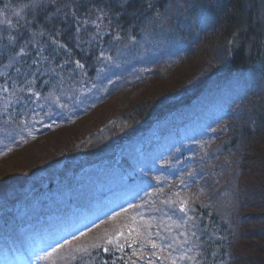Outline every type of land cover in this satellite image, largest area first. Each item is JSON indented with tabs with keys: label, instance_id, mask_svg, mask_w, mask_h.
I'll list each match as a JSON object with an SVG mask.
<instances>
[{
	"label": "rangeland",
	"instance_id": "obj_1",
	"mask_svg": "<svg viewBox=\"0 0 264 264\" xmlns=\"http://www.w3.org/2000/svg\"><path fill=\"white\" fill-rule=\"evenodd\" d=\"M252 1L244 2V5L249 7L248 11H246L247 7L245 8V16L249 21L258 20L257 16H253L256 18L252 17ZM206 2V0H173L168 7L163 6L167 7L163 18L156 19L153 24L149 21L146 25L138 27L133 33L127 31V39L124 43L114 39L112 42L101 40L94 47V54H97L95 60L88 65L84 63L85 68L89 71L88 77L83 73V70L76 68V63H69L71 54L66 47L60 48L59 45L51 47L53 56L60 55L62 57L59 58V62L63 71L58 66L50 65L52 62L45 55L47 48L38 51L39 55L37 53L33 56L31 63L35 67L34 70L30 69L29 71L36 75L25 77L26 72L23 71L21 77L26 90L29 85L24 82L25 79L35 83L42 77L48 76L47 78H55L60 83L55 84V87L42 90L45 85L42 86L41 82L40 87L37 86L32 90L39 96H35L31 103L28 101L25 103L29 107L27 109H21L18 103L15 104L13 113L17 123H23L27 130H33L42 123L53 122L57 113L48 106V103H50L49 97L54 94L56 97L53 101L60 106L63 113L67 109L61 107L62 101L59 97L69 99L73 104L74 112L80 106H87L88 115L81 116L79 121L82 124L78 123L71 128L60 129L37 143L28 145L26 142L20 141L15 145L12 140L13 152L16 151L13 155H9L11 153L4 150L5 147L0 143V183L4 184L6 188L12 182L8 179L13 175H19L22 172L26 174L27 171L34 172L33 168L38 170L45 168L46 164L59 163L58 166L48 167L49 169L43 174L40 172L37 175L42 184L41 194L31 190V193L22 199L20 194L23 187L18 185L13 189V194L10 193L11 195L7 198V205L0 207V219L8 220L3 231H12L14 223L20 220L26 223L33 219L32 216L38 215L41 210L50 211L53 214L47 218L50 222L83 210L82 216L79 219L74 218L76 221H72L73 223L52 227L56 231L64 232L85 224L91 225L98 220V216L106 215L108 210L116 205L125 207V210L135 218L134 208L131 207L134 205L131 201L133 197L127 191L143 189L144 198L139 202L141 209L138 211L140 214L138 220L143 221L148 231L145 228L142 230L137 221L131 226H126L124 234L120 236L123 239H129L132 245L128 251L124 250V255L120 254L119 261H123L125 264H149V261L151 264H172L173 260L175 264H196V261H199V264L200 262L201 264H212V262L221 264L225 262L224 259L227 261L233 256V264H264V170L253 169L256 165L258 167L263 165L264 168V143L262 148L258 149L257 154L255 152L254 155L249 154L250 158H256L258 161L255 163L252 161V165L247 164L248 168L245 169L247 160L245 162L241 154L243 149L242 151L237 150L239 146L235 143H239V141L231 140L232 131H229L239 117L240 108L244 109L243 115L245 116L248 109L249 116L258 100L257 98L254 100L252 108L248 106V103L247 106L241 107L244 101L242 97L246 96V92H249L251 96L259 92L254 91L256 86L255 81H251V75L259 77L258 88L260 87L264 91V67L250 63L243 72L214 77L209 79L204 86L202 85L203 87L199 86V78L201 76L204 78L217 71L216 65L221 67L218 71L225 70L226 65L232 61L231 53L235 48L231 45L228 49L229 40L214 33L213 29L216 27H210V24L203 26L205 34L206 32L208 34L203 42L200 41L197 44L202 42L197 49L188 40V37L195 36L194 33H197V30H194L195 25L202 26L199 12L205 11ZM29 4V9L36 10L41 2L30 0ZM194 6L198 9H194ZM39 10L42 11V6ZM187 10L190 13L189 17L185 16ZM92 16L95 17V15ZM0 20H2L1 16ZM93 21L95 20L89 21L86 25L90 28L86 30L88 34L85 35V42L88 46L96 43L92 37L96 35V23L99 22L94 23ZM45 22L42 20V27H45ZM216 22L218 25V20ZM257 23L261 27V21L258 20ZM249 28L253 30L252 27L249 26ZM105 30H107L106 25L103 23L101 25L103 37L104 34H107ZM4 33L0 32L1 39L4 37ZM36 33L32 31L30 34L33 36L25 37L26 40L34 44L40 42ZM52 33L53 39L60 41L59 29ZM129 37H134V40L130 41ZM246 38L249 45L250 38L249 36ZM262 38H264V32L260 39ZM10 43L13 42L10 41ZM246 49L248 48L246 47ZM101 50L104 51L103 57H101ZM18 53H20L18 57L20 61L22 53ZM192 53L193 56H191ZM261 53L262 56L259 57ZM15 55L16 53H14ZM189 55L190 57H188ZM254 56L264 60L262 50L257 52V56ZM41 57H46V59ZM98 57L99 59H97ZM104 57H113L114 63L108 65ZM34 61L39 64L37 65ZM65 61L68 62L65 63ZM254 61L258 60L254 59ZM204 63H206L204 67L196 68ZM116 64L119 66L117 67ZM37 69L39 72H36ZM49 69L52 71H48ZM6 73L7 71L4 74ZM63 77L67 83L62 81ZM137 85L139 86L135 91L118 94L119 91ZM40 91H47V94L43 95ZM165 91L170 93L169 98L176 97L178 92L181 94L188 92L194 95L196 91H200V94L197 96L198 99L193 100L192 98V105L187 107L188 109L174 115L175 120L179 121L171 123L169 120L172 117L167 120L165 118L159 123H155L151 129H145L147 132L144 135L141 133L134 139L124 140L120 148H117L116 156L112 150H105L104 147L99 146L102 143L104 145L109 143V129H112L116 123L123 119H127V121L130 119L127 113L130 110L135 109L134 112H138L137 115H139L132 122L133 126H140L139 120L143 114L140 115L139 112L144 109L145 104L152 102L153 98ZM229 91L233 94L230 95ZM111 92L116 94L105 103V99ZM31 95L32 93H29L24 102ZM226 96L230 97L226 98ZM5 97L7 98L8 95ZM99 99L101 102L98 103ZM38 105H42L43 108ZM91 108L93 109L91 110ZM227 111L233 116L232 119H227L223 123L228 120L231 123L222 127L220 121ZM119 113L120 115H118ZM178 115L182 117L177 118ZM92 122L93 126L88 132L79 135L74 141H69L76 131ZM127 126L128 122L123 123L122 127ZM116 130L121 129L117 128ZM12 133L13 127L0 129V136L5 137L7 143L11 141ZM101 134L103 138L97 140ZM168 138L171 142L160 141ZM215 141L219 143L218 146H210ZM89 143L88 149L91 145L98 143L97 155H100L101 158L97 159L96 166L87 163V165L74 170V166H77L80 160L66 162L65 153L74 154L75 157L79 151L86 150L85 152H87L85 145ZM203 143L205 144L203 145ZM156 144H168V147L158 148L155 147ZM241 144L244 145L245 140H242ZM150 148L153 153H150ZM184 148L188 154L182 153ZM162 149L165 150L164 153H160ZM245 154L244 158L249 157L247 153ZM111 161L116 165L109 166ZM197 165L200 166L198 169ZM119 166H122L123 169H120ZM249 166H251L250 169ZM250 171L253 172L250 173ZM189 172L195 175L196 192L192 199H188L193 194L191 192L193 180L187 176ZM47 173L49 177H47ZM21 180L19 182L23 184ZM45 180L48 181L45 182ZM181 180H185L186 185L181 184ZM106 185L111 187L109 192L104 188ZM91 188L93 189L91 190ZM182 189L183 193L181 194ZM2 192L0 190V194ZM32 193L36 197L27 200ZM86 198L87 204L95 207L91 211L79 209L76 206ZM0 201H4V199L0 197ZM69 202L72 204L65 207ZM181 202L187 206L186 210H195L194 216L191 211L188 215L193 217L199 225L198 228L190 227L191 220L187 224L179 226L181 217L184 215L179 212ZM131 214L128 215V219L131 218ZM202 222L204 225L212 223V231L205 232L206 229H202ZM31 230H33V226L29 225L22 232ZM193 231L196 232L195 236L192 235ZM98 233L99 230H96L84 238L85 243H90ZM203 236L206 237L207 242L202 240ZM141 238L145 240H141ZM26 239L32 241V236ZM35 239L41 243L43 236L36 235ZM149 241L158 245L156 248L151 247L153 249H150V252L148 246L152 243ZM185 241L187 242L185 243ZM222 242L224 243L222 244ZM169 243H172V247H167ZM206 244H210L212 247L206 248ZM72 245H76L75 241L72 242ZM261 246L263 249H260ZM201 247H203L204 255L199 258V248L201 249ZM209 250H212V258L208 261L206 255L209 254ZM75 252L80 254V248L75 249ZM54 255L66 258L67 262L71 264H85L82 260L83 255L78 258L79 263L59 252ZM188 257H194L195 260L188 259ZM18 261L11 262L4 255H0V264H17ZM39 261L41 262L42 259ZM51 262L54 263V260L52 259Z\"/></svg>",
	"mask_w": 264,
	"mask_h": 264
},
{
	"label": "trees",
	"instance_id": "obj_2",
	"mask_svg": "<svg viewBox=\"0 0 264 264\" xmlns=\"http://www.w3.org/2000/svg\"><path fill=\"white\" fill-rule=\"evenodd\" d=\"M20 1H22V0H20ZM114 1L116 2V4L112 8H110L109 9L110 11L107 13L108 14L107 18L111 19V24H115L119 27H131L133 25H137V27H139V26L141 27V26L145 25L146 21H151L154 19H160L159 16L163 18L166 14L165 12H162V14L160 13L159 15H156V11H160V9H161L160 3L167 1L169 4L173 0H127L126 5H124L123 7H121L118 0H114ZM206 1L207 2L205 3V7L207 6L208 9H207V11H205V14H207L209 16H212L213 14L218 15L217 19H218L219 23H218V25H216V23H217L216 22L215 26H213V28L216 27L213 29L214 33L220 35L223 39L227 38L229 40L228 49H230L231 45L234 46L235 48L231 53L232 61L230 62L229 65H226L225 70L218 71V69H220L221 67L219 65H216L215 67H218V68H216L217 71H215L214 73H212L210 75H207L204 78L202 76H201V78H199V86H202V85L204 86L212 76L219 75L220 73L225 72V71H238V70L245 69V67L250 63L257 64V65L261 64L264 67V60H260L258 57L254 56V55L257 56V52H259V51L261 52V50L264 53V38L260 39L262 33L264 32V9H262L264 7V0H257V1L253 0L251 2V6L253 8L252 17L257 16V19L259 21H261V27L258 26L259 25V23H257L258 20L252 19V21H249L248 18L245 16V8L247 7L246 11H248L249 7H248V5L247 6L244 5V2H247L248 0H206ZM167 2H165V3H167ZM148 3L152 4L151 8L148 7ZM98 7H100V5ZM258 8H261V9H258ZM194 9H198V7L194 6ZM67 13H69L67 16H70L71 12L69 10ZM186 13L190 14L188 10L186 11ZM55 14L56 13L53 12V16ZM47 16L49 17V19L53 18L52 14H47ZM253 18H256V17H253ZM33 19H34V16L32 18H30L31 21ZM46 22H45V25L47 27V30H49L50 33H48V34H50V35L52 32H55L59 28V26L57 24V20H52V22H48L47 24H46ZM58 22H59V20H58ZM36 23L39 24L40 22H36ZM249 26L252 27L253 30L250 29ZM74 27L75 26H73V25L70 26L69 29H66V31L63 34H61L62 39L67 41V43L70 46L74 42V35L72 33V29H74ZM74 32H75V34H77L76 29L74 30ZM207 34H208V32H206V34L203 36L202 42L204 41ZM247 36H249V38L251 39V40L249 39V41H248L249 45L247 44V41H246ZM200 44L197 45L195 49H197L200 46ZM246 47L248 49H246ZM255 48H257V49H255ZM24 49L27 52H29V50H30V48H27L26 45L24 46ZM81 52L76 51V50L75 51L71 50V53H73V54L75 53L79 56H82L81 58H75L76 60L80 61L81 63H86L87 65L90 62H93L96 58V55H97L96 53L94 54V51L87 52L85 50H81ZM88 54H89V56H88ZM190 55L188 57H190ZM193 55L194 54L192 53L191 56H193ZM261 56H262V53L259 57H261ZM254 59H256L258 61H254ZM206 63H204L202 65H198L196 68L204 67L206 65ZM57 66H60V63H58ZM93 70H94V68H93ZM263 70H264V68H263ZM154 77H156V76H154ZM63 79H65V77H63ZM138 86L139 85L133 87L132 89H128V90L119 92L118 94L123 93V92H128L131 90L135 91L136 88H138ZM195 88H197V86H195ZM46 89H48V87H46L44 90H46ZM196 90H198V89H196ZM42 93H43V91H42ZM44 93L47 94V91H44ZM179 93L180 92L176 93V96ZM169 94L170 93H168V91L162 92L156 98H153L152 102L150 101L148 104H145L144 109H142L141 107H138V108L142 109V111L139 112L140 115L143 114V115H141L140 120H139L141 123L140 126L136 125V127H134L132 124L134 119L139 116V115H137L138 112L135 113L134 112L135 109L130 110V112H127L129 114L130 119L128 121L126 119V121L128 122V126L123 127V128H125V130L129 131L128 133H131L132 136H136V135H138L137 131L139 128L147 129V127H150L151 124H147V120H148V116L152 112L157 113L155 120H158V119L162 118L168 111L176 110V109L172 108V103H174V101H171L172 99L169 98L171 95L169 96ZM183 95L186 98H190V94H188L187 92H184ZM257 97H258V94H254V96L249 99V101H248L249 107L252 108V104ZM257 99L258 100L255 102V106L257 108L254 106L251 109V113L249 116H248V113L250 111L247 109V111H246L247 115L246 116L244 115L245 116V122H243V120H242L243 117H242V119H240L239 122H235L233 127H231V131H232L231 140L236 139L239 141V143H235V145L239 146V148L237 150L242 151V149H243L241 154L243 156L244 161L246 162V160H247L246 165H245V169L248 168V165H252L251 164L252 161L254 163L258 161V159H256V158H250L251 155H249V154L252 153L254 155V152L257 154L258 149H261L262 145L264 143V97L261 96V97H258ZM261 104H262V107H261ZM249 107H247V108H249ZM118 115H120V113ZM78 123H79V125L82 124L80 122H78ZM237 123H238V126H240V128H239L240 132H238V127L236 125ZM92 126H93V122L91 124L87 123V126H84L80 130L76 131L74 133L73 137H70L69 141H74V139H76L79 135H83L85 132H88V130L90 128H92ZM117 136L119 137L120 141L124 140V136H125L124 133L122 135H120L118 130L115 132L114 138ZM127 136L128 135H126V137ZM120 137H122V139ZM101 138H102V135L97 140H101ZM242 140H245L244 145L241 144ZM99 146L104 147L105 150H107V143H106V145H104L103 143L99 144ZM99 146H98V143L91 145V147L89 149L87 146V150L89 151V153L86 152V155L88 157H92L93 153L97 154L99 151ZM108 147H111L109 150H113L114 144H109ZM85 151H79V153L84 155ZM245 153H247V155H249V157L247 156V158H244V156H246ZM70 155H73V154L65 153L66 157L70 156ZM84 158L86 159V156H84ZM69 160L70 159L68 158L67 161H69ZM46 166H48V164H46ZM46 166H45V168L43 167V169H38V170L33 168L32 170L34 172L27 171L26 174L22 172V174H19L16 176L13 175L12 178L10 177L8 179L12 182L10 183V185H8L7 188L4 187L5 186L4 184L0 183V185H1L0 190L3 191L0 194V197L4 196L5 193L7 192V190L11 186L12 187L15 185L18 186L19 183H21V182H19L20 179H22L21 181L30 180L34 174L41 172V171H43V172L46 171L48 169V167H46ZM250 168H251V166H249V169ZM253 169L264 170L263 165L261 167H258V165H256ZM251 172H253V171H250V173ZM8 180L6 179V181H8ZM221 226L223 229H225L223 225H221ZM202 229H206L205 232H210L213 229V225H212V223H209V225H204L202 223ZM205 239H206V237L203 236L202 240L204 241ZM206 242H207V240H206ZM207 247H212V245L206 244V248ZM260 249H263L262 246ZM211 252H212V250H209V254H207L208 257L210 256ZM96 254H97V256L102 258L101 252H97ZM106 259H107V257H106ZM233 259H234V257L232 256V259L229 261L228 264H233ZM209 260L210 259H208V261ZM95 264H103V262H101L100 260H97ZM110 264H112V263H110Z\"/></svg>",
	"mask_w": 264,
	"mask_h": 264
},
{
	"label": "snow or ice",
	"instance_id": "obj_3",
	"mask_svg": "<svg viewBox=\"0 0 264 264\" xmlns=\"http://www.w3.org/2000/svg\"><path fill=\"white\" fill-rule=\"evenodd\" d=\"M52 2L54 3L55 0H52ZM118 2L120 3L121 7H123L124 5H126L127 0H118ZM64 7L67 8L68 5L65 4ZM148 7L151 8L152 7V4L151 3H148ZM59 11H61V9L59 7H57V12H59ZM68 14L69 13H64V15H68ZM71 15H73V17H75L76 16V13L75 12H72ZM92 15H95V21H93V22L94 23L97 22V21L99 22V23H96V30H97L96 31V35L92 37V40L96 42L95 44H92V46L93 47H96L100 43V41L103 39V32L101 31V25L104 23V21L107 18L108 14H107V12L104 11L103 8H96L95 5H93V7L91 9H89V16H92ZM88 23H89V21L87 19L81 20V19L77 18L76 19V24L78 26L76 28V32L77 33L80 32L79 25H81V24L87 25ZM110 25H111V19L109 18L108 19L107 26H110ZM109 35H111V34L109 33ZM113 39L116 40V41H119L121 39L119 33H117V35L115 37H113ZM129 39H130V41L131 40H134V37H129ZM9 40L11 41L12 40V37H9ZM81 43H83V41H80V43L77 44V47H80ZM59 47L60 48H63L64 45H59ZM21 51H23V50H21ZM38 55H39V53H38ZM19 56H20V53H17L15 56H10L9 57V63L7 65H5L4 67L5 68H12V67H14L16 64H18L20 62L19 59H18ZM103 56H104V51L101 50V57H103ZM41 58L42 59H46V57H41ZM97 59H99V57ZM104 59H105V61L107 62L108 65H111V64L114 63V58L113 57H104ZM67 62L68 61H65V63H67ZM34 63H37V62L34 61ZM116 66L118 67L119 65L116 64ZM84 67H85L84 64L80 63V61H78V60L76 61V68H78L80 70H83ZM48 71H52V70L49 69ZM61 71H63V69H61ZM101 71H103V69H101ZM16 72L19 74L21 72L20 68H16ZM36 72H39V69H37ZM24 75L26 77L27 75H36V73H25ZM41 75H42V73H41ZM0 76H4V73H0ZM24 82L29 85V88L27 90L29 92H32V84H33V81L28 80V79H25ZM0 90L7 91V89H0ZM21 91H24V89H21ZM32 95L33 96H37V97L39 96V94L36 93V92H32ZM31 98L32 97L29 96L27 99L30 100ZM25 103H27V100H25ZM38 107L43 108L42 105H38ZM221 130H223V129H221ZM187 176L190 179L195 180L194 173L189 172L187 174ZM181 184H185L186 185V181L185 180H181ZM131 207H138V206L132 205ZM186 207L187 206L183 202H181V205L179 207V212L180 213H183L184 215L181 217V223H180L179 226H183L184 224H187L191 220L192 223H191L190 227L191 228H198L199 225L196 223V221L193 219V217L188 215V213L191 211V212H193V216H194L195 215V210H192V209L186 210ZM169 218H171V217H169ZM82 235H83V233H82ZM192 235L195 236L196 235V232L193 231L192 232ZM73 239H76V237H73ZM149 242L152 243V247L153 248L158 247V245L156 243H154L152 241H149ZM173 242H174V239H173ZM186 242L187 241H185V243ZM67 243H69V242L68 241H65V244H67ZM108 243L111 244L112 243V240H109ZM64 246H65L64 244H57L56 247H54L52 250L53 251H56L57 248H63ZM94 247H96V246H94ZM119 247H122V246H119ZM167 247H172V243H169L167 245ZM104 251L107 252L108 249L107 248H104ZM47 255H49V253H45V256H41L39 258L40 259H44V258H46ZM188 259L195 260L194 257H188ZM149 264H151V261H149ZM172 264H175V261L174 260L172 261ZM196 264H199V261H196ZM212 264H215V262H212Z\"/></svg>",
	"mask_w": 264,
	"mask_h": 264
},
{
	"label": "bare ground",
	"instance_id": "obj_4",
	"mask_svg": "<svg viewBox=\"0 0 264 264\" xmlns=\"http://www.w3.org/2000/svg\"><path fill=\"white\" fill-rule=\"evenodd\" d=\"M70 8V7H69ZM69 8H68V10H69ZM62 81H64V80H62ZM64 82H66L67 83V81L65 80ZM70 82V81H69ZM55 83H58V81H56ZM231 94L230 95H232L233 94V92H231V91H229ZM199 94H200V92H199ZM226 94H228L229 95V93H226ZM228 97H230V96H226V98H228ZM66 106H68V108H72L73 107V104L70 102L69 104H67ZM156 116H157V113H154V112H152L149 116H148V120H147V124H151V125H154L155 124V122H156ZM222 118H225V114H224V117H222ZM123 123L125 124V123H127V121H126V119H123V120H121V121H119L118 123H116L115 125H114V127L112 128V129H109V131H108V133H109V143L107 144V145H109V144H112L113 143V141H114V134H115V132L117 131L116 129L117 128H120L121 130H118L119 131V134L120 135H122L123 133H124V137H126V135H128L127 136V138H129V137H131L132 135H131V133H128L129 131H127V130H125V128H123L122 126H123ZM117 126V127H116ZM116 127V128H115ZM137 132H139V133H142L143 134V132L141 131H137ZM144 135V134H143ZM102 138H103V136H102ZM101 138V139H102ZM40 141H42V140H37V141H35L34 143H37V142H40ZM107 141H108V139H107ZM205 143H203V145H204ZM90 145V143L88 144V145H85L86 147L87 146H89ZM218 145H216L215 147H217ZM88 153H89V151H87ZM58 164L59 163H52V164H48V166L47 167H49V168H53V167H56V166H58ZM47 175V177H49V175H48V173L46 174ZM46 181H48V180H45V182ZM50 181V180H49ZM39 180L38 179H30V180H24V181H22V183H23V185H24V188H25V190H26V194H28L31 190H35V191H38V189L40 188L39 187ZM19 184H21V183H19ZM16 186L17 185H15V186H11L8 190H7V192L5 193V195H11L10 193H12V192H14V188H16ZM20 186V185H19ZM13 194V193H12ZM1 222V221H0Z\"/></svg>",
	"mask_w": 264,
	"mask_h": 264
}]
</instances>
